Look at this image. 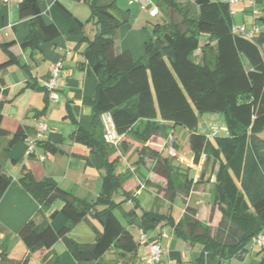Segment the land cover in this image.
Instances as JSON below:
<instances>
[{
	"label": "trees",
	"instance_id": "1",
	"mask_svg": "<svg viewBox=\"0 0 264 264\" xmlns=\"http://www.w3.org/2000/svg\"><path fill=\"white\" fill-rule=\"evenodd\" d=\"M19 1V19L29 29L21 48H35L59 37L55 26L43 22L39 0ZM75 1L87 4L96 26L94 37L86 40L81 55L99 79L94 96L84 99L92 109L93 130L78 128L74 139L104 160L105 174L93 204L36 182L29 174L20 179L23 189L40 204L61 199L63 206L59 212L68 221L57 233L50 227L56 211L43 226L27 223L19 232L27 254L47 251L63 240L76 264H102V258L112 248L120 256L135 250L133 236L127 229L132 222H138L145 234L165 219L177 238L201 245L195 264H213L215 259L216 264H229L230 259L243 257L250 250L252 239L264 229V30L254 40L233 33L232 10L222 0H157L170 15H181L180 23L164 21L153 25L154 37L144 43L141 57L133 60L127 52L114 53L116 33L128 23L129 10L119 9L117 0ZM258 21L264 27V8ZM70 34L83 36V25L78 24ZM202 37L207 40L202 42ZM79 47L78 44L76 48ZM14 62L10 58L0 64V70ZM103 113L112 116L119 135H129L141 145L139 161L140 155L146 153L153 157L152 172L165 186L161 190L149 181L146 185L155 187L158 193L163 191V197L170 202L177 193L187 195L192 180L185 178L180 186L184 176L173 170L167 159L146 147L151 138L166 137L171 129L180 126L189 132L188 149L193 165H198L203 155L213 165L219 163L213 199L221 217L212 237L208 225L203 226L190 207L177 224L153 210L137 216L139 203L122 189L131 175L116 173L114 161H109L114 148L103 141L100 123ZM205 114L220 116L226 128V135L214 137L213 143L197 132L198 117ZM3 136L5 133L0 129V137ZM18 140L20 135H14L9 144ZM9 184L10 178L0 173V199ZM117 192L122 197L113 200ZM128 202L133 203V209L125 213L123 206ZM96 206L103 209L97 211ZM212 212L213 208L210 220ZM89 213L102 225V233L93 244L81 245L67 235ZM240 221L244 227L237 223ZM3 260L6 258L1 254L0 264ZM260 264H264V257Z\"/></svg>",
	"mask_w": 264,
	"mask_h": 264
},
{
	"label": "crops",
	"instance_id": "2",
	"mask_svg": "<svg viewBox=\"0 0 264 264\" xmlns=\"http://www.w3.org/2000/svg\"><path fill=\"white\" fill-rule=\"evenodd\" d=\"M130 1L132 4H129ZM126 2L130 6V10L126 9L129 10V19L116 33L114 53L118 55L127 52L133 60H137L142 55L140 50L144 43L151 39L152 25L145 20L146 10L141 9L136 0ZM19 3V0H0V64L10 58L15 60L0 70V129L5 133V136L0 137V173L10 178V184L0 199V255L6 258L1 264H51L56 260L59 264H76L63 240H58L47 251L27 254L19 238L20 230L27 223L43 226L49 215L56 211L50 227L57 233L68 221L59 212L63 206L61 199L57 198L48 205L40 204L23 189L20 179L29 174L34 181L44 182L89 204H93L98 197L101 179L105 174L104 160L94 156L91 148L74 139L78 128L86 132L93 130L92 109L84 103V99L94 96L99 76L89 69L81 51L86 40L94 37L96 26L90 19L89 7L83 1L39 0L43 22L55 26L59 37L35 48H21L20 43L26 39L29 29L27 23L19 19ZM121 3L123 0H117L118 8L124 10ZM254 8L259 14L256 17L247 3L233 5L232 21L233 16L237 15L242 20L240 26L244 25L247 31L256 26L259 34L263 31L258 20L263 15L264 0H256ZM78 24L83 25V36L70 34ZM206 40V37L201 38L202 42ZM78 44L80 47L76 48ZM56 61H61L63 70L56 87L58 101L53 103L48 98L44 84ZM202 116L198 117V133L205 135L211 143L214 137L226 135L221 117L214 115L202 121ZM38 121L45 122L48 130L36 145L34 154L28 157L24 140L34 137ZM170 131L166 137L160 135L151 138L146 147L167 159L170 167L184 176L180 186L184 185L185 178L192 180L187 195L177 193L174 201L170 202L163 197V191L158 193L155 187L146 185V181H149L163 190L165 182L152 172L155 161L149 153L140 155L139 161L141 145L129 135L123 136L119 144L113 146L114 153L109 161H114L116 173L131 175L122 189L139 203L140 210L135 211L138 217L142 211L153 210L160 216L172 218L174 224H177L184 217L186 208L190 207L196 211L197 220L209 224L212 208V220L220 218L219 208L214 207L211 194L215 190L219 163L213 165L212 160H207L203 155L199 164L193 165L188 141L182 146L177 141V128ZM14 135H20V140L9 144ZM168 138L175 142L174 147H167ZM186 149L190 152L189 159L181 157ZM121 197L122 193L117 192L112 199L119 200ZM102 209V206L95 207L97 211ZM132 209L131 202L123 206L125 213ZM127 229L131 234V230L135 232V236L132 234L135 250L120 256L112 248L102 258V264H140L146 255L148 241L151 240H157L162 247L160 264H195L202 248L199 244L177 238L165 219L145 234L138 222H132ZM101 233L102 225L93 213H89L83 221L71 228L67 236L78 244L91 245ZM261 233H264V229ZM141 234L144 240L140 239Z\"/></svg>",
	"mask_w": 264,
	"mask_h": 264
},
{
	"label": "built area",
	"instance_id": "3",
	"mask_svg": "<svg viewBox=\"0 0 264 264\" xmlns=\"http://www.w3.org/2000/svg\"><path fill=\"white\" fill-rule=\"evenodd\" d=\"M222 1L227 3L230 8L235 4L247 3L249 8H251L252 10L253 16L256 17L259 15L256 9L254 8L256 4V0H222ZM136 2L139 4L141 9L148 10V13L151 17H155L159 14L158 7L151 0H136ZM232 32L244 36L249 40H254L255 38H257L259 28L254 26L250 31H247L244 25L239 27L233 26ZM62 70H63V65L61 61H56L50 68L49 79L44 84V89L48 95V98L53 103L58 101V94L56 91V87H57L58 79L62 74ZM100 123L102 127V137L104 143L111 146H117L123 136L119 135L116 132L112 116L109 113L101 114ZM47 130L48 127L45 122L43 121L37 122L34 137L26 138L24 140L26 145V150H25L26 156L29 157L34 154L36 145L43 139V135ZM212 135L214 136L215 133H213ZM140 239L144 240L143 234H141ZM250 248L253 249L257 248L261 252L262 257H264V233H259L257 236H255L252 239L250 243ZM162 253H163L162 247L160 246L157 240L148 241L146 255L140 264H160Z\"/></svg>",
	"mask_w": 264,
	"mask_h": 264
},
{
	"label": "rangeland",
	"instance_id": "4",
	"mask_svg": "<svg viewBox=\"0 0 264 264\" xmlns=\"http://www.w3.org/2000/svg\"><path fill=\"white\" fill-rule=\"evenodd\" d=\"M180 2H183V0H179ZM189 1H192V0H189ZM214 1H219V0H214ZM152 2L157 5L158 9H159V14L155 17H148V10H146V15H145V20L148 21L149 23H151L150 25L151 28H153V25L155 24H162L164 23V21H167L168 23L169 22H173L175 23L176 25L180 23V20H181V15H177V14H172L170 15L168 9H166V7L164 5H159L157 3V0H152ZM132 4V1L129 2V4ZM124 10L126 9H129L130 10V6L127 5V2L126 0H123V3H121L120 5ZM233 22L235 24V26H240L242 24V20H240V17H238L237 15L236 16H233ZM168 26V25H167ZM262 29L264 30V27H262ZM151 31V39L154 37L153 34H152V29L150 30ZM142 53V49L140 50V54ZM213 117L214 115H209V114H206L204 116H202V121L205 117ZM218 116V115H217ZM216 116V117H217ZM220 117V116H219ZM178 132H176V135H177V141L182 145V146H185L187 144V137H188V132L187 130H185L184 128L178 126L176 127ZM180 130V131H179ZM220 134V133H218ZM168 142H167V147L169 148H172L175 146V142L171 139H167ZM181 153V152H180ZM181 157L183 159H189L190 157V152L186 149L185 152L181 153ZM131 177H129L127 180H129ZM135 188V187H134ZM134 193V192H133ZM135 194V193H134ZM212 194V197L214 196V191L212 190L211 192ZM217 205H214V207L216 208ZM220 217H221V213H220ZM220 220V218H216L215 220L213 219H209V224H203V226L205 225H208L209 227V230H210V235L211 237L214 235V232H215V229H216V226H217V223L218 221ZM217 222V223H216ZM239 223V225L241 224L244 225V223L242 221L240 222H237ZM244 227V226H242ZM132 231V234L135 236V232L133 230ZM250 247V246H249ZM250 249V248H249ZM251 254V256H250ZM261 257H262V254L259 253V250L257 248H251V250H249L247 252V254L244 255V258H242V256L240 258H232L230 259L229 261V264H252V262H254L256 264V262H259L261 261ZM242 258V260H241ZM217 263V259H215L213 261V264H216Z\"/></svg>",
	"mask_w": 264,
	"mask_h": 264
}]
</instances>
